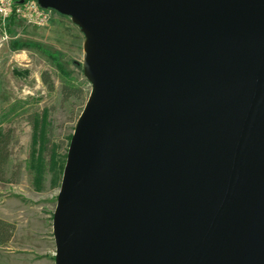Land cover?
Returning <instances> with one entry per match:
<instances>
[{
	"label": "water",
	"instance_id": "water-1",
	"mask_svg": "<svg viewBox=\"0 0 264 264\" xmlns=\"http://www.w3.org/2000/svg\"><path fill=\"white\" fill-rule=\"evenodd\" d=\"M37 1L92 85L55 264H264V0Z\"/></svg>",
	"mask_w": 264,
	"mask_h": 264
},
{
	"label": "rangeland",
	"instance_id": "rangeland-1",
	"mask_svg": "<svg viewBox=\"0 0 264 264\" xmlns=\"http://www.w3.org/2000/svg\"><path fill=\"white\" fill-rule=\"evenodd\" d=\"M56 15L63 16L53 10L45 26L14 18L0 49V219L14 226L10 241L0 243V264H55L54 212L92 90L84 35Z\"/></svg>",
	"mask_w": 264,
	"mask_h": 264
},
{
	"label": "built area",
	"instance_id": "built-area-1",
	"mask_svg": "<svg viewBox=\"0 0 264 264\" xmlns=\"http://www.w3.org/2000/svg\"><path fill=\"white\" fill-rule=\"evenodd\" d=\"M52 12V9L43 8L37 0H0V49L11 39V18L45 26L49 23Z\"/></svg>",
	"mask_w": 264,
	"mask_h": 264
},
{
	"label": "trees",
	"instance_id": "trees-1",
	"mask_svg": "<svg viewBox=\"0 0 264 264\" xmlns=\"http://www.w3.org/2000/svg\"><path fill=\"white\" fill-rule=\"evenodd\" d=\"M13 19L14 18L10 19V22H9L10 24L12 23ZM44 81L47 82L48 79L44 77ZM64 90L67 92L69 89L68 88H64ZM68 92L71 93V90H69ZM70 93H68L67 95H69ZM0 150H1L0 151L1 155H4L3 154L4 149H0ZM13 230H14L13 224H11V223L3 220V219H0V243H6V242L10 241V239L12 238Z\"/></svg>",
	"mask_w": 264,
	"mask_h": 264
},
{
	"label": "crops",
	"instance_id": "crops-1",
	"mask_svg": "<svg viewBox=\"0 0 264 264\" xmlns=\"http://www.w3.org/2000/svg\"><path fill=\"white\" fill-rule=\"evenodd\" d=\"M54 18H65V16L56 15ZM66 18H67V16H66Z\"/></svg>",
	"mask_w": 264,
	"mask_h": 264
}]
</instances>
